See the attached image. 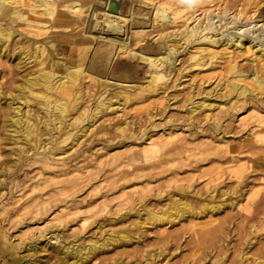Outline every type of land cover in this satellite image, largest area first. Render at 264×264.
Here are the masks:
<instances>
[{
  "label": "bare ground",
  "instance_id": "bare-ground-1",
  "mask_svg": "<svg viewBox=\"0 0 264 264\" xmlns=\"http://www.w3.org/2000/svg\"><path fill=\"white\" fill-rule=\"evenodd\" d=\"M142 1L141 6L144 8L150 26L146 30L143 28L135 29L136 39L133 44L115 40L113 47H106L110 53V61L104 66L103 62L97 59L100 55L98 44L91 48L92 43H95L99 37L97 33H102L105 30L104 19L94 22L91 20V16L93 12H97L109 18L111 12L107 8L105 10L97 9L95 6L96 0H90L89 3L80 0H65L62 3H57V0H0V50L3 47L5 49L9 47L15 32L13 26L18 23L33 29L41 22L47 25V31L50 33L48 37H44L41 41L26 39L27 45H22L13 53H10L9 50L6 53L4 52L6 56L12 55L23 72L26 68L37 66L35 69L20 74L15 93L7 96L6 98L9 97V99L4 101L7 107V122L5 123V130L9 139L7 141L12 144L8 146V152L15 154L16 160L19 161L24 154L25 145L23 143L30 144L31 148L36 149L37 153L41 154L38 156L43 164L41 171H45L47 168L51 170L47 178H40L31 185L32 188H37V193L32 198L19 204V209L24 210L30 205V201H34V203L32 202V224H40L45 220V215L50 214L48 212L54 206L51 200L55 194L62 193L64 189H74V187L82 186V181L79 182L78 179L79 176H75L73 177L75 179H73L70 175H74H72L73 170L79 172L84 167L67 169L68 161L63 157L71 158L68 156L74 153H66V151L72 148L79 139L83 138L82 141L85 142L87 136L92 133L91 131H88V133L87 130L91 125L93 126L99 114L102 115L108 110L111 112L117 111L118 106L124 108L128 103L134 105L135 110L145 109L148 112L145 117L148 125L145 127L140 123L139 129L143 134H147V127H157L155 117L157 115L161 116L167 111L170 112L172 103L180 101L182 102L180 106L174 105L172 107L176 109L177 113L186 116L181 125L200 128L199 131L205 133L216 129L218 134L224 129L230 131L227 123L234 121L235 117L238 119L235 114H242L248 109L264 106V100L260 96L264 94V40L252 44L251 42L254 39L249 36L238 34L235 38L222 39L221 35L208 33L207 23L211 13L208 8L210 6L208 0H177L178 3L176 2L177 4L174 6L173 3L169 4L164 1ZM183 1H191L193 8L188 12L184 11V7L181 5ZM205 1L208 3L205 4ZM232 1L238 2L240 0ZM241 1L244 5L257 2L255 0ZM200 9L204 10L202 17L197 16ZM37 13L43 14L40 22L39 18L34 16ZM241 13L239 10L237 15ZM35 19L36 23L34 22ZM126 21L133 25L134 18H128ZM69 28H79L83 32L91 31L92 33L88 34L90 40H86L84 44L82 43L83 46L81 47H72L66 59L61 60L57 56V59H53V56L59 53L58 48L60 53L67 50V45L61 41L60 34L63 30ZM111 37L112 34L109 33L108 38L111 39ZM191 43L192 45H190ZM71 44H74V42L71 41ZM185 49L186 58L179 59L177 62L176 55L179 51ZM117 56L127 58L129 67L119 70L113 69L112 78L121 82L127 81V83L117 82L120 87L117 86L118 88L111 92L107 90L109 89L110 79H107L106 75L112 66V60ZM241 60L245 61L241 62ZM130 61L140 63V66L141 63L147 66V71L144 72L142 78H137L140 71L139 64L132 65ZM194 70L204 72L201 76L202 79L198 82L192 79L186 86L185 84L181 85L180 79L185 76H192ZM216 78H218V81L212 87H209L207 82L210 83L211 81L212 83V80ZM87 82L88 84H86ZM29 97L41 101L39 108L43 114L42 118L33 116ZM94 98L96 104L92 105L89 102H92ZM114 104H117V106L114 107ZM151 105L153 106L150 108ZM174 108L172 109L174 110ZM200 115L204 119L196 121L195 124L193 121ZM243 117L239 118L240 121L244 120ZM35 118L39 119H37V123L34 122ZM166 118H170V116L168 115ZM83 120H86L87 124L73 131L78 123ZM256 120L257 124L254 127L258 128L252 129L251 132L253 133L264 130L262 129L264 127V117L261 116ZM106 121L104 120L99 128L97 127L100 134L107 131L109 122L106 123ZM202 122L206 123L202 124ZM112 124L114 130L124 133L130 125H135V122L124 117L117 118V121ZM174 125L177 124L171 123L168 125V129H171L168 132L162 129L163 136L156 137L155 140L149 143L147 150H145L150 156L147 160L157 157L159 164H171L175 161H186L190 155L198 152H191L194 149L193 144L191 145L194 142L192 140V142L187 139L178 140L179 142L170 140V137L177 132L176 129H172ZM42 127L45 132L41 131ZM103 147L105 149L102 150H106V146ZM197 148L196 150H198ZM203 148L202 151L205 152ZM202 151L199 152L202 153ZM58 153H64V155L57 156ZM203 155L205 154L203 153ZM38 157L35 159L38 160ZM243 168L245 167L242 165L232 168L231 175L235 179L241 178ZM259 168L261 174L264 175V163H261ZM167 169L172 175L165 180L166 185H170L171 182L174 184L180 180L188 181L192 178L176 177V169ZM9 170H12V168L9 167L7 171ZM0 176H2L0 186L4 188L2 185L5 181V171ZM148 176L155 177L156 175L151 174ZM200 176H206V186L217 181L219 174L213 168L202 170L198 177ZM127 180L124 176L119 181L124 182ZM239 186L240 182L232 188L226 186L224 189L219 185H215L212 187L206 186L203 191H198L192 185L187 184L184 186L175 183L170 185L166 191L152 193L154 200L160 201L163 197L167 199L165 206L162 205L154 210L149 209L147 207L149 197H144L138 201V205L142 206L141 209L137 207L134 213L137 217H141L142 213L147 214L146 224L156 225L161 223V226L165 229L168 223L183 219L186 215L196 217L198 213L204 211L212 213L213 210H219L223 205H228L231 208L233 206L232 200L226 203L225 201H216L214 198L216 195L229 198V196L240 191ZM124 189L125 185H121V192ZM256 194L259 196L254 209L256 212L243 216V219L249 216L248 219L251 220L255 214L264 213V191H257ZM76 198L71 196L63 201L53 199L55 204L62 202L61 205H65L69 202L61 208L66 209L64 212L56 213L57 215L53 216L52 221L59 222L55 224V228L50 227L51 229L45 232L41 231L40 234L33 232L23 245H17L12 242L13 240L4 239L0 249L14 255L11 262H5V264H40L41 258L38 254L40 247H44L45 251L53 253L56 259L54 264H85L88 260L93 259L98 251H104L114 245L116 241L132 238L131 233L121 230L113 235H107L106 233L98 237L93 234L87 240L80 239L79 234L71 232V230H74L71 229V226L77 221L78 225L82 226L83 221L88 216L79 217L75 222L67 220L68 225L64 222V219L68 216L80 213V205L75 202ZM192 198L201 200L198 209L191 204ZM226 198L223 199L226 200ZM105 204L106 202L103 201L101 205L104 207ZM92 205L90 206L92 207ZM16 213L14 212L13 215ZM108 218L110 221H116L117 219L116 216L112 215H109ZM50 221L51 219H49ZM226 222H231L230 218L212 225V228L208 230V235L211 233L214 236L213 233L225 227ZM140 223L141 221L138 220L137 227L145 233L146 227ZM25 224L29 226L30 221ZM93 227L95 232L104 230V225L99 221H95ZM228 229L227 232H229ZM41 238H44V240H41ZM203 238V233L197 234L195 244L200 247ZM260 245L258 258L252 259V264H264V259H262L264 258V244ZM234 247L237 248L235 244ZM167 254L169 252L164 254L163 248L150 249L142 257V260L145 261V264H161V261H157V259L161 255L166 258L168 257ZM248 258L250 257L244 253L239 261L232 264H244ZM216 261L215 259L213 262L216 263ZM217 264H224V261Z\"/></svg>",
  "mask_w": 264,
  "mask_h": 264
},
{
  "label": "rangeland",
  "instance_id": "rangeland-1",
  "mask_svg": "<svg viewBox=\"0 0 264 264\" xmlns=\"http://www.w3.org/2000/svg\"><path fill=\"white\" fill-rule=\"evenodd\" d=\"M64 1L65 0H57V3H62ZM80 1L87 3L90 2V0ZM156 1H164L169 4L173 3V6L178 3L177 0ZM255 1L257 2H251L250 4L244 5L241 0L238 2H233L232 0H208V5H210L208 8L211 12H209L211 16L209 15V21L207 23L208 33L221 35L222 39H228L231 37L235 38L238 34H241L253 38L254 40L251 42L252 44L256 41L260 42L264 40V24H262L264 23V0ZM208 2L205 1V4ZM108 4L109 0H96L95 6L97 9L105 10L106 8L108 9ZM142 4V0H124V5H129L127 13H114L108 9L111 12L109 18H106L105 15L97 12H93L92 16L90 15L91 20L94 22L104 19V32L107 31V33L112 34L110 39L108 38L109 35L101 36L100 33H97L99 37L95 43L93 42L91 45L92 48L94 45L96 46L98 44L97 46L100 49V55L97 59L102 61L104 66L110 61V53L106 47H113L112 45H114L117 40L119 42L133 44L136 39L135 29L143 28L146 30L150 26L149 20L144 24L142 20L135 18L137 13L146 15L144 8L141 6ZM181 5L186 12L193 8L191 1H183L181 2ZM203 9L205 10V8ZM203 9H200L199 11L197 10L198 13L195 12L198 17H202L204 12ZM239 10L242 13L237 15ZM256 13H259L258 16ZM41 15L43 16L42 13L34 15L39 18V22L42 19ZM112 17L120 19V27L114 26V24L111 23ZM128 18H134L133 25L127 23L126 19ZM34 22H37L36 19ZM13 27L15 28V32L9 47L7 49L3 47L0 50V175L5 171V181L2 185L4 188H1L0 186V248L3 245L4 239H9L10 241L13 240L12 242L17 245H23L27 242L33 232L40 234L41 231L45 232L51 228H55V224H58L59 222L56 220L52 221L53 216L55 217L56 213L64 212L66 209L61 208L69 202L65 205H61L62 202L55 204L53 199L63 201L64 199H69L71 196H74L75 198L77 196L75 202L80 205V213L74 216H68L64 219V222L68 225L69 223H67V220L75 222L79 217L88 216V218L83 221L82 226L78 225V221L71 226V229H74L71 230V232L73 234H79L81 236L80 239L87 240L93 234L98 237H101L106 233L107 235H113L121 230H125L132 234L130 240L123 239L122 241H116L117 243L115 242L114 245H111L104 251H98L97 255L93 259L88 260L85 264H145L142 257L150 249L157 248H163L164 254L169 252V254H167L168 257L163 258L161 255L159 259H157V261H161V264H196L197 262L198 264H217L220 261H224V264H232L239 261L241 255L244 253L250 257L244 262V264H252V259L258 258L260 244H264V213L255 214L251 220L248 219L249 216L244 219L243 216L254 214L256 212L254 209L259 200V196L256 192L264 191V175L261 174L262 172L259 168L260 164L264 163V130L258 133L251 132L252 129L258 128L254 127V125L257 124L256 119L261 116L264 117V106L248 109L242 114H235L238 119L234 116L235 120L227 123L230 131L224 129V131L222 130L218 134L216 129L205 133L199 131L200 128L181 125L186 116L177 113L176 109L172 107L174 105L180 106L182 104L180 101L172 103L171 109L169 110L170 112L166 110L167 112L163 113L161 116L157 115L154 119L157 123V127H147V134H143L139 129L140 123L145 127L148 125L147 119L145 118L148 112L145 109L135 110L134 108L136 107L128 103L124 108L118 106L117 111L111 112L108 110L104 112L105 114H99L93 123V126L91 125L88 128L87 132L91 131L92 133L87 136L85 142L82 141L84 140L83 138L79 139L77 143L70 148L71 150L69 149L67 150L68 152L66 151V153H74L71 156H68L71 158L68 159L63 157L68 161L66 165L67 169H76L79 166L84 167L83 170L79 172L73 170L72 175H74H70L71 178L79 176L78 179L79 182L82 181V186L74 187V189H64L62 192L63 194H55L51 200L54 206L49 210L48 213L50 214H46L45 220L40 224H32V204L34 201H30L31 203L28 202L30 205L24 210L19 209V204L24 200L26 201L29 198H32L37 193V188H32L31 185L40 178H47L51 170L47 168V170L41 171L43 164L38 157L41 154L37 153L36 149L31 148L30 144L23 143V145H25L24 154L19 161L16 160L15 154L8 152V146H11L12 144L7 141L9 140L5 130V123L7 122V107L4 101L9 99V97L6 98L7 96L15 93L16 85L19 83L18 79L23 71L19 64H17L16 60L13 59L12 55L6 56L5 53L8 50L10 53H13L22 45H27L28 42L25 41L26 39L41 41L44 37H48L50 33L47 31V25L41 22L38 23V26L36 27L37 30L36 28L32 29L21 23H18ZM118 28V35H116L115 33ZM91 33V31L83 32L79 28L63 30L60 34V39L67 45V50L60 53V49L58 48L59 55H54L53 59H57V57L61 60L66 59L72 47H81L86 40H90L88 34ZM71 41H73L74 44H71ZM149 42L148 39V43ZM190 45H192V43ZM91 48L89 49L92 50ZM185 52L186 49L178 52V55L175 57L177 58V62L179 59L186 58L187 54ZM244 61L245 60H241V62ZM127 62H129L128 59L122 56H117L112 60V66L106 75V78L110 79V85L108 86L109 89H107L108 91L110 90L112 92L114 89L118 88V83L121 82L112 78L113 69L119 70L124 67L128 68L129 65ZM130 64H139L138 66H140V63H137L136 61H130ZM36 67L37 66L34 65L30 68H26L23 73L35 69ZM139 69L140 71L137 74L138 79L144 76V72L147 71V66L141 63ZM203 73V71L197 72L194 70L192 76H185L180 79L181 85L185 84L186 86L192 81V79L197 82L200 81ZM217 81L218 78L213 79L212 83L211 81L210 83L207 82V84L209 87H212ZM125 82L127 83V81H122L121 83ZM86 84H88V82ZM260 96L262 97V100H264V94H261ZM29 99L31 100L33 116L42 118L43 114L39 108L41 101L37 99L34 100L32 97H29ZM89 103L92 105L96 104L95 98ZM113 106L115 107L117 104H114ZM152 106L153 105H151L150 108ZM160 108H162V106H160ZM172 108H174V110ZM168 115L170 118H166ZM242 116H244V120L240 121L239 118ZM124 117L129 121L135 122V125L132 124L126 131H124V133H119L114 130L112 123L117 121V118L121 119ZM37 119H34L35 123L38 122ZM203 119L204 117L200 115L193 122L196 124V121ZM104 120H107L106 123L109 122V125L107 124V131L104 134H100L98 128ZM208 122H210V120H208ZM171 123L177 124L174 125L172 129H176L177 131L174 134L178 133L176 136L173 134V137H170L172 142H179L178 140L181 141L183 139H187L190 142L194 141L191 143L194 147L191 152L202 151L203 147H205L203 148L205 152H197L194 155H190L186 161H175L171 164H159L157 162V157L147 160L150 156L145 150H147L149 143L152 142V140H155L156 137L163 136L162 129H165V132L171 130L168 129V125ZM204 123L202 122V124ZM86 124V120H83L81 123H78V126H76V129H73V131ZM262 129H264V127H262ZM41 131L45 132V129L43 128ZM131 133L133 134L131 135ZM103 146H106V150H102L105 149ZM196 146L200 147L197 148ZM195 147L198 150H196ZM203 153L205 155H203ZM56 155L63 156L64 153H58ZM36 157H38L37 159L39 161L35 159ZM74 157H76V159H74ZM180 165L181 167H179ZM239 165H242L245 168L241 171V178L235 179L231 175V169L236 168V166ZM9 167H11L12 170L7 171ZM167 168L176 169V177H192L188 181L180 180L175 183L184 186L187 184L192 185L194 189L198 191H203L206 186L212 187L215 185H219L224 189L226 186L232 188L239 182L240 191L235 195L229 196V198L220 197L218 195L215 196L214 199L216 201H225L227 203L232 200L233 206L231 208L228 205H223L219 210H213L212 213L204 211L198 213L196 217L186 215L183 219L168 223L165 229L161 226V223H157L156 225L146 224L145 221L148 220L147 214L142 213L141 217H137L134 211L137 207L138 209H141L142 206L138 205V201L144 197H149L147 202V207L149 209L154 210L162 205H166L167 199L163 197L160 201L154 200L153 194L155 192L166 191L169 189L170 185L175 184H173V182H171L170 185L164 183L165 180L172 175L170 171H167ZM213 168L218 171L219 177L217 181L205 186L206 176H198L201 174L202 170ZM84 170L86 171L84 172ZM161 173L163 174L160 175ZM151 174L156 176L149 177L148 175ZM124 176L128 180L124 182L119 181L120 178ZM1 177L2 176H0V178ZM121 185H125L123 192L120 190ZM21 196L23 197L19 199L18 197ZM223 198H226V200ZM101 201L106 202L104 207L101 205ZM200 201V199L192 198L191 204L198 209ZM91 204H93L92 207L90 206ZM14 212L17 213L13 215ZM109 215L116 216V221H110L108 218ZM229 218L231 222L225 223L226 228H220L217 232L213 233L214 236H212L211 233L208 235V230L212 228V225L218 224L223 219ZM49 219H51L50 222ZM138 220L141 221L140 224L146 227L145 233L137 227L136 223ZM28 221H30L29 226L25 224ZM95 221L101 222L104 225V230L95 232V228L93 227ZM227 229L229 232L226 231ZM199 233L204 234L203 243L200 247L195 244V238ZM41 240H44V238H41ZM234 244L237 248L234 247ZM39 250L38 254L41 258L40 264L55 263L56 259L53 253L45 251L44 247H40ZM13 256V254L0 249V264L11 262ZM215 259L217 260L216 263L213 262ZM154 261L156 262V260Z\"/></svg>",
  "mask_w": 264,
  "mask_h": 264
},
{
  "label": "water",
  "instance_id": "water-1",
  "mask_svg": "<svg viewBox=\"0 0 264 264\" xmlns=\"http://www.w3.org/2000/svg\"><path fill=\"white\" fill-rule=\"evenodd\" d=\"M128 7L129 5H124V0H109L108 9L114 13H127ZM135 18L142 20L144 24L147 23L146 21H148L147 16L141 15L140 13H137Z\"/></svg>",
  "mask_w": 264,
  "mask_h": 264
},
{
  "label": "crops",
  "instance_id": "crops-1",
  "mask_svg": "<svg viewBox=\"0 0 264 264\" xmlns=\"http://www.w3.org/2000/svg\"><path fill=\"white\" fill-rule=\"evenodd\" d=\"M111 23H113L114 26H117V27H120L121 26V23H120V19L119 18L112 17ZM114 31H116V30H114ZM118 31H119V28H118V30L115 33L116 35H118ZM109 32H110V30H109ZM100 34H101V36H103V35L104 36H108L109 35V33H107V31H105L104 33L103 32L102 33L100 32Z\"/></svg>",
  "mask_w": 264,
  "mask_h": 264
}]
</instances>
